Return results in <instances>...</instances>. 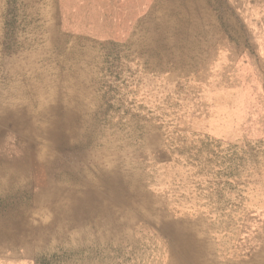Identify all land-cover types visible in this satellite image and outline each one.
Listing matches in <instances>:
<instances>
[{
    "label": "rangeland",
    "instance_id": "rangeland-1",
    "mask_svg": "<svg viewBox=\"0 0 264 264\" xmlns=\"http://www.w3.org/2000/svg\"><path fill=\"white\" fill-rule=\"evenodd\" d=\"M0 82L67 114L59 159L126 162L145 217L134 245L2 239L0 264H166L170 219L210 223L221 260L264 239V0H0Z\"/></svg>",
    "mask_w": 264,
    "mask_h": 264
},
{
    "label": "bare ground",
    "instance_id": "bare-ground-1",
    "mask_svg": "<svg viewBox=\"0 0 264 264\" xmlns=\"http://www.w3.org/2000/svg\"><path fill=\"white\" fill-rule=\"evenodd\" d=\"M34 102L48 107L45 113L35 110L44 121L42 126L31 118ZM66 115L54 110L50 99H35L16 82L8 87L0 82V196L7 197L0 203L7 206L0 214V240L21 238L23 246L36 237L46 248L51 239H85L96 245H116L122 240L134 245L128 229L134 217H145L139 210L131 216L128 209L135 196L144 194L143 189L122 160L91 159L86 165L81 162L85 159H59L70 152L63 133ZM41 131L43 143L50 144L38 149L36 135ZM47 184L51 188L45 190ZM84 219L93 224L85 227ZM183 220H165L161 225L174 251L166 264H264V239L247 241L243 248L250 255L242 260H221L213 255L216 245L209 239L210 223L202 218ZM203 225L205 232H201ZM219 247L224 249L223 241ZM14 249L11 246L8 251Z\"/></svg>",
    "mask_w": 264,
    "mask_h": 264
}]
</instances>
